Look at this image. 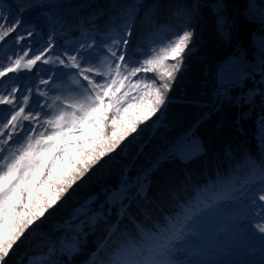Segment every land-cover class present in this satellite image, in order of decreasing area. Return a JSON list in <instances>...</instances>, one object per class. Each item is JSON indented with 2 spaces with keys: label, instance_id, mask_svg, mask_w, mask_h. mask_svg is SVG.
<instances>
[{
  "label": "snow or ice",
  "instance_id": "obj_1",
  "mask_svg": "<svg viewBox=\"0 0 264 264\" xmlns=\"http://www.w3.org/2000/svg\"><path fill=\"white\" fill-rule=\"evenodd\" d=\"M58 7L0 0V42L10 37L15 46L14 58L0 60V264H209L177 253L197 254L181 241L221 199L235 201L231 227L260 257L239 264H264V0H86L82 7L92 11L73 24L56 19ZM38 8L49 9L43 14L54 23L39 40L38 26L26 19ZM201 24L230 50L204 94L211 112L137 167L125 150L144 131L141 124L166 126L169 106L182 100L169 94L199 51ZM59 29L64 36L78 32L77 42L64 47ZM160 31L168 37L156 42L163 47L146 40ZM58 81L70 82L77 95H62ZM225 105L236 110L239 134L245 122L254 123L262 159L245 151L237 163L246 162L247 177L220 197L194 184L187 166L207 152L195 129ZM235 151L225 147L224 158ZM143 155L141 147L133 153L135 160ZM118 157L125 162L117 182L77 198L78 188L110 173ZM169 162L185 166L184 178L161 177L158 194L149 196L153 177ZM169 199L170 212L163 207ZM61 212L67 214L55 219ZM31 243L37 254L20 251Z\"/></svg>",
  "mask_w": 264,
  "mask_h": 264
},
{
  "label": "trees",
  "instance_id": "obj_2",
  "mask_svg": "<svg viewBox=\"0 0 264 264\" xmlns=\"http://www.w3.org/2000/svg\"><path fill=\"white\" fill-rule=\"evenodd\" d=\"M82 0H44L46 3L58 5L56 11V19L60 23L67 21L69 24L76 23L77 15L87 16L92 9H84L77 14L68 18L65 17V13L68 7L71 5L79 4ZM98 3L99 0H96ZM130 3L131 0H128ZM50 11L49 9H36L28 14L26 17L27 22L30 25H37L40 37L39 40L47 32L51 31L54 27L53 21H50L43 13ZM62 33L60 39L64 47H71L77 42L79 36L78 32H71L67 36L63 35L64 29H59ZM247 30L240 34L242 41L246 42ZM11 36H15V33H11ZM168 39L165 31L157 32L154 35L146 36V40L152 42L156 47H163V44L156 42ZM22 43V42H21ZM14 44L12 39L6 38V42H0V60L6 55L9 56L10 52L14 50ZM199 51L193 55L188 61L187 70L184 72L183 77L179 79L178 86L173 89V92L169 95L182 98L179 102H174L169 106L168 114L166 117V126H161L157 129L151 128L148 136L145 137V142L142 145L144 155L139 160H135L133 153L136 152L138 147H134L130 155L127 157V161H133L138 167L144 163L149 153L155 152L161 143L165 139H172L182 133H184L194 121L198 120L205 113H210L209 107L203 106V102L208 100V96L204 94L210 92L212 84L211 76L216 71L218 63L229 54V49L222 46L216 36L213 34L209 25L201 24L199 29V42L197 45ZM12 54V53H10ZM151 75V74H148ZM59 85H63V81L57 82ZM251 85H249L250 87ZM239 91V90H237ZM236 92H233L235 95ZM202 102V103H198ZM235 109L225 105L221 112L211 113L207 118L203 119L199 126L195 129L196 135L205 143L207 152L206 156L199 157L193 160L188 166L187 171L191 173L192 182L196 185L206 186V189L214 190L213 182L220 185L226 184L228 180H221L218 176H225L228 179H233L235 176H239V180L242 179V174L248 171L246 162L237 163L241 161L245 151L251 154L257 162L261 161L262 157L257 150L256 141L252 139V132L255 127L252 121L244 123V134H239L232 125V120L235 116ZM220 125V127H218ZM156 142L152 147V140ZM150 142V143H149ZM231 146L236 149L233 158L227 160L224 158L223 150L225 147ZM118 152V151H117ZM116 153H112L113 156ZM123 157H118L117 160L108 166L109 171L99 174V177L95 178L90 184L79 187L77 191V198H83L89 194L95 193L99 190L100 183H107L114 185L117 182L116 169L121 162H125ZM185 166L179 162H169L163 166L160 172L153 177L152 188L149 191V196H155L158 194L159 179L163 176H176L180 179L184 178ZM107 180V182H104ZM82 183V182H80ZM77 187V186H74ZM174 201L167 200L163 203L165 211H172ZM71 206V204H70ZM69 206V207H70ZM66 212L59 213L55 219H60L61 216L66 215ZM157 217L160 215L156 214ZM211 219V216H208ZM212 225H216V221L212 220ZM231 222V220H230ZM51 223V221L49 222ZM201 228L204 229L202 226ZM49 226L45 225L44 231H48ZM27 250L30 255L37 254L40 249L35 246L34 243L26 244L21 248V252Z\"/></svg>",
  "mask_w": 264,
  "mask_h": 264
},
{
  "label": "rangeland",
  "instance_id": "obj_3",
  "mask_svg": "<svg viewBox=\"0 0 264 264\" xmlns=\"http://www.w3.org/2000/svg\"><path fill=\"white\" fill-rule=\"evenodd\" d=\"M254 2L257 5H259L261 3V0H254ZM84 3H86V1ZM77 9L76 10L70 9L68 14L66 15V17L68 15L70 16L71 14H73L75 11H77ZM10 53H13V52H10ZM10 53H9V56L12 57V54H10ZM12 58H14V57H12ZM59 86H60L61 89L65 90L62 93V95L68 96L70 98L75 97L77 95V93L70 91V89L72 87H74L70 82H64L63 85H59ZM55 94L56 95H61V93H55ZM63 107H64V105H60V106L56 107L55 108V112H58V111L62 110ZM152 119L154 120L155 117H153ZM151 124H152V120H149L145 124H141L140 128L144 129V131L142 133H140L139 130H138V133H134L133 134L134 136L137 137V139H136V141L132 144V146L129 149L125 150L127 152V154H128L127 157L130 155L131 151L134 150L135 146L141 145V148H142V145L144 144L145 140L147 139V138L145 139V137H147L148 133L151 131L152 127H149V125H151ZM131 139H132V137L128 138V140H131ZM128 140H126L124 143L127 144ZM155 142H156V140L153 139L152 140V147H153V144ZM121 147H123V144L121 145ZM117 151L119 152V149H117ZM105 159H107V157ZM123 159H125V158L123 157ZM98 177H99V175H98ZM104 182H107V180H104ZM227 204L230 205L231 208H234V206H235V202L234 201H229ZM201 215L198 218L199 219L198 222H203L202 224H208L207 223L208 216H206V214H201ZM222 228H224V227H222ZM225 236H227V234H225L224 237L222 238V245L223 246H230V244L228 245V243H230V242H228V240H230V237L229 238L227 237V240H226ZM212 237L213 236H208L206 234L203 235L201 229L199 230V229L193 228V230L189 233L187 238L184 239L183 241H181V245H182L183 248L191 250V251H194L197 254L193 255V256H187L184 252H178L177 253L178 257L180 259H191V260H201V259H203L206 262H209V264L214 263V261H216L218 258H221L223 262H227V261L230 260L231 264H239V262H241V261L259 260V258H260L258 252L253 254V253H249V252L246 251V245L251 243V241L246 240V239H244L242 237H239V236H238V238L236 240V244L234 246V249H232V251L229 254L221 255L218 251L215 250V248H218L217 247V242H215V238H213L214 239L213 240V244L210 245L211 242H212ZM214 244H215V246H214ZM204 245L207 246V247L209 245H210L209 247H213L214 246L213 248H211L212 250L210 251V256L208 254L209 259H208V256L206 258H202L205 252H209L207 250V248L204 247Z\"/></svg>",
  "mask_w": 264,
  "mask_h": 264
},
{
  "label": "bare ground",
  "instance_id": "obj_4",
  "mask_svg": "<svg viewBox=\"0 0 264 264\" xmlns=\"http://www.w3.org/2000/svg\"><path fill=\"white\" fill-rule=\"evenodd\" d=\"M245 176H247V173L244 174V177H245ZM218 177H219V179H221V180H228L229 183H227L226 185H232V184H233L232 182L234 181V179H228V178L225 177V176H218ZM242 181H243V180H239V181H237V182L234 184V186L237 187ZM213 187H214V189H216V191H217V190L220 189L221 185L218 184V183H216V182H213ZM227 188H229V186L226 187V189H227ZM224 191H226V190H224ZM224 194H225V193H224Z\"/></svg>",
  "mask_w": 264,
  "mask_h": 264
},
{
  "label": "water",
  "instance_id": "obj_5",
  "mask_svg": "<svg viewBox=\"0 0 264 264\" xmlns=\"http://www.w3.org/2000/svg\"><path fill=\"white\" fill-rule=\"evenodd\" d=\"M80 4H82V3H79V4H74V5H72V7H71L70 9L74 10V9H76L77 7H79V6H80Z\"/></svg>",
  "mask_w": 264,
  "mask_h": 264
}]
</instances>
